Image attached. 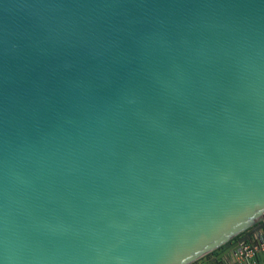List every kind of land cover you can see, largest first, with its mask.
I'll return each instance as SVG.
<instances>
[{
  "label": "water",
  "instance_id": "obj_1",
  "mask_svg": "<svg viewBox=\"0 0 264 264\" xmlns=\"http://www.w3.org/2000/svg\"><path fill=\"white\" fill-rule=\"evenodd\" d=\"M263 242L264 0H0V264Z\"/></svg>",
  "mask_w": 264,
  "mask_h": 264
},
{
  "label": "built area",
  "instance_id": "obj_2",
  "mask_svg": "<svg viewBox=\"0 0 264 264\" xmlns=\"http://www.w3.org/2000/svg\"><path fill=\"white\" fill-rule=\"evenodd\" d=\"M260 252H264V242L259 247L244 246L243 253L238 255L239 264H256V257Z\"/></svg>",
  "mask_w": 264,
  "mask_h": 264
},
{
  "label": "crops",
  "instance_id": "obj_3",
  "mask_svg": "<svg viewBox=\"0 0 264 264\" xmlns=\"http://www.w3.org/2000/svg\"><path fill=\"white\" fill-rule=\"evenodd\" d=\"M238 257L239 256H237L235 259H231L230 264H239ZM256 262H257L256 264H264V252L258 253L256 257ZM199 264H202V263H199Z\"/></svg>",
  "mask_w": 264,
  "mask_h": 264
}]
</instances>
